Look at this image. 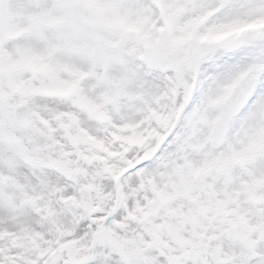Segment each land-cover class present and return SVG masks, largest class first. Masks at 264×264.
Segmentation results:
<instances>
[{
	"label": "snow or ice",
	"instance_id": "1",
	"mask_svg": "<svg viewBox=\"0 0 264 264\" xmlns=\"http://www.w3.org/2000/svg\"><path fill=\"white\" fill-rule=\"evenodd\" d=\"M0 264H264V0H0Z\"/></svg>",
	"mask_w": 264,
	"mask_h": 264
}]
</instances>
